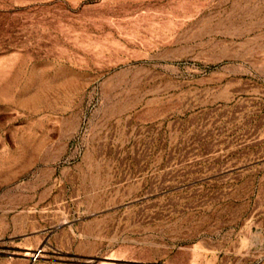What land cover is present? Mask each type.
<instances>
[{"label":"rangeland","instance_id":"obj_1","mask_svg":"<svg viewBox=\"0 0 264 264\" xmlns=\"http://www.w3.org/2000/svg\"><path fill=\"white\" fill-rule=\"evenodd\" d=\"M0 264H264V0H0Z\"/></svg>","mask_w":264,"mask_h":264}]
</instances>
